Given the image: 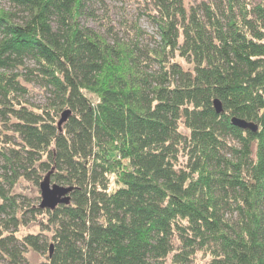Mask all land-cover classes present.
<instances>
[{"label": "trees", "instance_id": "obj_1", "mask_svg": "<svg viewBox=\"0 0 264 264\" xmlns=\"http://www.w3.org/2000/svg\"><path fill=\"white\" fill-rule=\"evenodd\" d=\"M8 1L0 254L11 264H29L28 248L44 255L36 264H189L201 252L208 264H264V0H143L159 36L150 46L136 24L124 39L81 22L93 0ZM26 59L50 104L24 98L14 68ZM43 173L71 187L68 202L31 207L11 193L18 177ZM26 212L44 219L18 237Z\"/></svg>", "mask_w": 264, "mask_h": 264}, {"label": "rangeland", "instance_id": "obj_2", "mask_svg": "<svg viewBox=\"0 0 264 264\" xmlns=\"http://www.w3.org/2000/svg\"><path fill=\"white\" fill-rule=\"evenodd\" d=\"M142 2L144 1L93 0L90 2L89 8V11H93V13L84 15L81 22L90 25L93 29L105 34L107 37L117 34V36L124 39L136 34L133 26V24H136L143 30L141 35L137 37L140 44H147L150 46L155 44V40L158 39L159 36L156 32L155 25L151 23L148 16L143 12ZM10 5L8 0H0V6L9 9ZM34 67L35 63L33 59H26L23 66L14 68V71L19 73V78L25 87L24 98L34 105L50 104L52 100L51 92L44 85L43 81L31 72L30 69H34ZM113 180L114 176L111 174L110 187L116 185ZM11 193L15 194L18 200H23L27 202L28 205L31 204V207L38 205L40 201L39 185L35 183L33 178L18 177L13 183ZM17 215L20 221L22 219L21 211L18 212ZM0 216L3 217L4 214H0ZM23 217L27 219V221L25 224L20 222L18 225V229L15 232L18 237L26 231H40V220L44 219L42 214L36 213V215L33 216L30 212H26L23 214ZM44 232L47 234L50 233L49 230H44ZM23 255L29 264H36L44 257L43 254L34 252L30 248L24 251ZM207 258V255L204 256L201 252H198L189 264H208ZM7 259L6 256L0 254V264H11Z\"/></svg>", "mask_w": 264, "mask_h": 264}, {"label": "water", "instance_id": "obj_3", "mask_svg": "<svg viewBox=\"0 0 264 264\" xmlns=\"http://www.w3.org/2000/svg\"><path fill=\"white\" fill-rule=\"evenodd\" d=\"M213 106L215 111L219 112L222 109L221 102L218 98L213 99ZM70 111L68 108L64 109L60 117L58 119V124L60 125L67 116L69 115ZM230 122L236 126L241 128H249L251 130L257 129V124L251 120H246L244 118L232 115L230 117ZM39 185V194H40V201L38 205L40 207H46L52 209L57 203L60 202H68L69 201V190L71 189L70 186L62 185L57 182H50L49 174L46 173L42 179L38 183ZM52 249V245L49 246V252Z\"/></svg>", "mask_w": 264, "mask_h": 264}]
</instances>
